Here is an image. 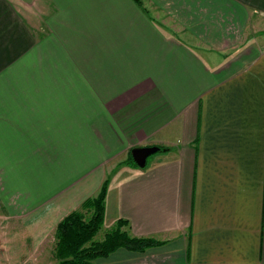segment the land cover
Segmentation results:
<instances>
[{
  "label": "crops",
  "instance_id": "0c3cea01",
  "mask_svg": "<svg viewBox=\"0 0 264 264\" xmlns=\"http://www.w3.org/2000/svg\"><path fill=\"white\" fill-rule=\"evenodd\" d=\"M27 1L0 0V191L20 222L55 234L109 177L105 228L164 244L96 264H264V37L201 32L264 0H170L167 28L142 0ZM144 147L170 150L124 163Z\"/></svg>",
  "mask_w": 264,
  "mask_h": 264
},
{
  "label": "rangeland",
  "instance_id": "374dc122",
  "mask_svg": "<svg viewBox=\"0 0 264 264\" xmlns=\"http://www.w3.org/2000/svg\"><path fill=\"white\" fill-rule=\"evenodd\" d=\"M160 6L153 0H142V4H147L152 10H157V16L164 24V27L177 26V18L173 19V15L168 14V11H172V4L168 6L167 2L170 0H159ZM172 3V2H170ZM166 7V10L162 8ZM37 9V6L36 8ZM46 12V11H45ZM187 15V13H186ZM173 17V18H172ZM177 21V22H176ZM209 29H201L203 35L213 37L217 33L220 43L218 47L220 49H228L235 45H242V49L254 47L257 50L258 44L263 41L264 37V18L255 14L250 18H241L236 14L217 16V18L211 17L209 20ZM220 29H211V28ZM197 30V29H196ZM174 35L180 34L186 38V29H169ZM179 36V35H178ZM246 43V44H245ZM253 48V49H254ZM252 50V49H251ZM250 52V51H249ZM252 53V52H251ZM153 158L149 160L151 163ZM125 163V162H124ZM0 185L3 188L4 183ZM3 192L0 191V264H58L59 260L55 256L56 250V238L54 231L51 228H40L35 221L30 227L20 222V217L17 208L20 207L16 198L9 201L3 199ZM10 206V209L6 208V205ZM12 205V206H11ZM14 207V209H12ZM81 210V209H80ZM25 219L29 218V215H25ZM88 218V215H86ZM21 219H23L21 217ZM32 220V219H31ZM33 221V220H32ZM115 227L105 228L104 226L101 231L95 237L96 241H104L105 234ZM35 235L30 237L27 233L28 230ZM51 229V231H50ZM45 238V239H44Z\"/></svg>",
  "mask_w": 264,
  "mask_h": 264
},
{
  "label": "trees",
  "instance_id": "16d2710c",
  "mask_svg": "<svg viewBox=\"0 0 264 264\" xmlns=\"http://www.w3.org/2000/svg\"><path fill=\"white\" fill-rule=\"evenodd\" d=\"M134 1L138 4L141 2ZM154 148H158V152L170 150L164 147ZM125 163L140 168L132 158V151L129 152ZM109 182L108 177L96 197L86 200L81 210L71 212L57 225L55 256L59 260L58 264H96L99 259L107 258L119 249L145 252L164 244L153 238L132 236L127 229L129 224L126 221H118L115 227L105 234L103 242L95 240L104 226Z\"/></svg>",
  "mask_w": 264,
  "mask_h": 264
},
{
  "label": "water",
  "instance_id": "95a60500",
  "mask_svg": "<svg viewBox=\"0 0 264 264\" xmlns=\"http://www.w3.org/2000/svg\"><path fill=\"white\" fill-rule=\"evenodd\" d=\"M27 3H30V0ZM158 151L159 149L154 147L136 148L132 150V158L143 169L147 166L148 159Z\"/></svg>",
  "mask_w": 264,
  "mask_h": 264
}]
</instances>
